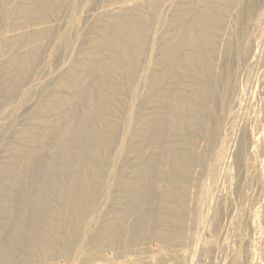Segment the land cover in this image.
<instances>
[{"label":"bare ground","instance_id":"bare-ground-1","mask_svg":"<svg viewBox=\"0 0 264 264\" xmlns=\"http://www.w3.org/2000/svg\"><path fill=\"white\" fill-rule=\"evenodd\" d=\"M258 100L264 0H0V264H264Z\"/></svg>","mask_w":264,"mask_h":264},{"label":"rangeland","instance_id":"rangeland-1","mask_svg":"<svg viewBox=\"0 0 264 264\" xmlns=\"http://www.w3.org/2000/svg\"><path fill=\"white\" fill-rule=\"evenodd\" d=\"M255 77H256L257 79H256ZM254 78H255V79H254ZM258 78H259V77H258V74H257V76H254L253 79H252V81H254V82H253V83L251 82L252 84L249 83V82H246V80L244 81V79H242V84L245 83V84L243 85V86H245L246 83H247L246 86H250L251 89H254V87H256V88H255V90H256L257 87H258V86H257V82L259 81ZM256 80H257V81H256ZM259 82H260V81H259ZM259 82H258V83H259ZM248 83H249V84H248ZM254 83H256V84H254ZM255 85H256V86H255ZM258 85H259V84H258ZM246 86H245V87H246ZM255 90H251L252 93H253ZM253 94L255 95V93H253ZM255 100H257V99H255ZM259 101H260V103H259ZM256 102H257V104H256ZM261 102H262V103H261ZM263 102H264V100H258V101H255V108L258 109V106H259L260 104H261V106L263 105V107H264ZM261 106H260L259 109H261ZM221 182H222V180H220V184H221ZM219 255H220V256H219ZM218 257H221V254H218ZM218 260H219V258H218Z\"/></svg>","mask_w":264,"mask_h":264}]
</instances>
